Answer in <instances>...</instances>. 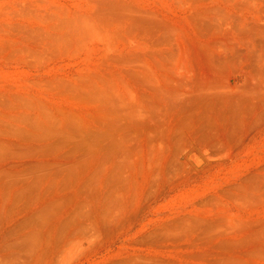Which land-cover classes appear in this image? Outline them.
<instances>
[{
  "label": "rangeland",
  "instance_id": "1",
  "mask_svg": "<svg viewBox=\"0 0 264 264\" xmlns=\"http://www.w3.org/2000/svg\"><path fill=\"white\" fill-rule=\"evenodd\" d=\"M0 264H264V0H0Z\"/></svg>",
  "mask_w": 264,
  "mask_h": 264
}]
</instances>
